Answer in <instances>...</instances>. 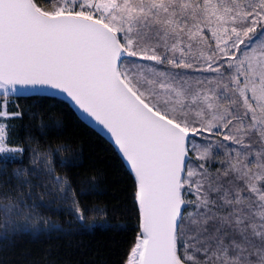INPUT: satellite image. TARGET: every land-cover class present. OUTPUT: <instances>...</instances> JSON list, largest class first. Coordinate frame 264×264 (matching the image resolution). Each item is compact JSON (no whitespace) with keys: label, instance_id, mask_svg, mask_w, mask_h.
Returning <instances> with one entry per match:
<instances>
[{"label":"snow or ice","instance_id":"obj_1","mask_svg":"<svg viewBox=\"0 0 264 264\" xmlns=\"http://www.w3.org/2000/svg\"><path fill=\"white\" fill-rule=\"evenodd\" d=\"M17 86L110 134L138 220L123 264H264V0H0V238L73 193L47 157L9 176L28 151L8 141Z\"/></svg>","mask_w":264,"mask_h":264},{"label":"trees","instance_id":"obj_2","mask_svg":"<svg viewBox=\"0 0 264 264\" xmlns=\"http://www.w3.org/2000/svg\"><path fill=\"white\" fill-rule=\"evenodd\" d=\"M10 97L8 110L25 114L11 121L8 141L28 151L8 168L9 176L15 168H43L47 157L55 175L66 178L73 193L66 203L56 197L47 209H38L37 219L29 223L32 231L0 238V264H123L136 239L138 220L131 203L132 177L113 142L86 122L66 97L49 93ZM33 149L37 154L35 164ZM72 158L73 166L58 163ZM89 180L95 181L94 190H89ZM35 191L43 194L44 189ZM73 196L82 210H89L84 223L90 228H82L75 221ZM52 199L44 196L45 201ZM96 208L106 215L90 211ZM113 224L124 225V230H112ZM52 225L58 229L52 230Z\"/></svg>","mask_w":264,"mask_h":264},{"label":"water","instance_id":"obj_3","mask_svg":"<svg viewBox=\"0 0 264 264\" xmlns=\"http://www.w3.org/2000/svg\"><path fill=\"white\" fill-rule=\"evenodd\" d=\"M17 91H20L22 93H33V92H25L23 91L22 89H20L19 86H17ZM57 90H54V89H48L47 92L45 93H49V94H52L54 92H56ZM34 94H40V93H34ZM58 95H61L63 97H66L65 94L63 93H60ZM70 100V98H67ZM71 101V100H70ZM73 103V102H72ZM74 105V103H73ZM74 107L76 108L77 112L79 113V115L86 121L88 122L89 124H91L92 126H94L95 128H97L99 131H101L104 135H106L109 139H110V134H107L106 130H104L102 128V126L98 125L95 121H93L90 117H88L85 113L82 112V110H79L75 105ZM111 140V139H110ZM112 141V140H111Z\"/></svg>","mask_w":264,"mask_h":264},{"label":"rangeland","instance_id":"obj_4","mask_svg":"<svg viewBox=\"0 0 264 264\" xmlns=\"http://www.w3.org/2000/svg\"><path fill=\"white\" fill-rule=\"evenodd\" d=\"M22 92H20V91H16V92H11V90L9 91V93H8V100L11 98L10 96H12V95H17V94H21ZM0 94H3V91L2 90H0ZM10 145V144H9ZM10 146H13V145H10ZM17 147V146H16Z\"/></svg>","mask_w":264,"mask_h":264}]
</instances>
